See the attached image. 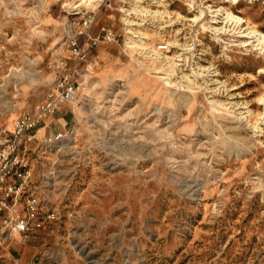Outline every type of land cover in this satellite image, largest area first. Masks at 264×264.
<instances>
[{
	"label": "rangeland",
	"instance_id": "1",
	"mask_svg": "<svg viewBox=\"0 0 264 264\" xmlns=\"http://www.w3.org/2000/svg\"><path fill=\"white\" fill-rule=\"evenodd\" d=\"M102 28L116 40H94ZM249 28L264 33V0H0V128L66 75L80 84L31 145L19 210L32 194L41 226L0 216V264H264V50L244 46ZM73 42L94 68L72 70Z\"/></svg>",
	"mask_w": 264,
	"mask_h": 264
},
{
	"label": "built area",
	"instance_id": "2",
	"mask_svg": "<svg viewBox=\"0 0 264 264\" xmlns=\"http://www.w3.org/2000/svg\"><path fill=\"white\" fill-rule=\"evenodd\" d=\"M89 24L90 20L87 18L79 31L83 38H89ZM94 40L112 42L116 40V35L110 29L102 28ZM70 48L73 71L86 62L87 70L96 66L97 60L88 58L86 48L78 46L75 42L71 43ZM79 86L80 84L72 79V74L66 75L31 112L20 116L11 130L0 128V216L4 217L1 225L3 230L10 226L18 234L26 235L30 230L41 226L38 203L32 194L26 196L23 207L19 210L21 196L32 172L31 145L43 120L58 111L62 104L73 100ZM60 137L61 134H57L54 139L59 140Z\"/></svg>",
	"mask_w": 264,
	"mask_h": 264
},
{
	"label": "bare ground",
	"instance_id": "3",
	"mask_svg": "<svg viewBox=\"0 0 264 264\" xmlns=\"http://www.w3.org/2000/svg\"><path fill=\"white\" fill-rule=\"evenodd\" d=\"M84 1L86 2L90 0H84ZM225 1L230 2L232 4H237L240 0H225ZM220 10H224V9L220 8ZM224 13H225V18L227 19V21H230V24H233L234 30L241 27V23L243 22V19L240 16L235 15L231 12H227V11H224ZM243 32L244 31L241 32L242 33L241 35L245 38H248L247 39L248 41H243L244 46L251 45L259 50H264V33H260L254 28H249V30L245 32L244 34ZM262 71L264 72V69H260V72ZM258 104H260L261 106L263 105V109H264V93L258 96ZM247 112L249 113V116H250L251 113L249 112V110ZM258 119H262V111L258 114L257 120ZM257 120L253 124L254 128H257Z\"/></svg>",
	"mask_w": 264,
	"mask_h": 264
},
{
	"label": "crops",
	"instance_id": "4",
	"mask_svg": "<svg viewBox=\"0 0 264 264\" xmlns=\"http://www.w3.org/2000/svg\"><path fill=\"white\" fill-rule=\"evenodd\" d=\"M46 126H47V125H45V128H44V127H40V128L38 129V131H37V136H38V135H41V134L45 131ZM10 127H12V125H11ZM41 130H42V131H41ZM40 131H41V132H40ZM40 133H41V134H40Z\"/></svg>",
	"mask_w": 264,
	"mask_h": 264
}]
</instances>
